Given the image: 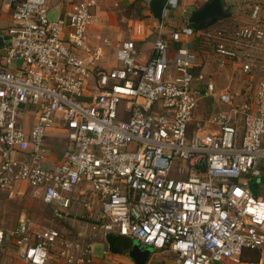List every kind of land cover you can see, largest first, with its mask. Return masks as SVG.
I'll list each match as a JSON object with an SVG mask.
<instances>
[{
	"label": "built area",
	"instance_id": "1",
	"mask_svg": "<svg viewBox=\"0 0 264 264\" xmlns=\"http://www.w3.org/2000/svg\"><path fill=\"white\" fill-rule=\"evenodd\" d=\"M1 1L12 26L0 39V191L39 193L52 223L66 222L74 207L91 215L88 190L101 208L68 235L54 224L37 230L24 215L0 228L15 264H88L95 241L109 235L175 264H264V200L251 191L264 182V0H225L232 18L168 31L181 0H165L160 22L145 3L149 21H129L112 67L100 66L107 40L88 37L101 0L62 2L55 20L50 0ZM150 38L142 62L137 44ZM199 52L242 88L216 90L197 69ZM202 98L225 109L194 120ZM57 126L68 144L60 162L46 144ZM245 250L259 259L243 263Z\"/></svg>",
	"mask_w": 264,
	"mask_h": 264
},
{
	"label": "rangeland",
	"instance_id": "2",
	"mask_svg": "<svg viewBox=\"0 0 264 264\" xmlns=\"http://www.w3.org/2000/svg\"><path fill=\"white\" fill-rule=\"evenodd\" d=\"M61 1L66 4L71 0L49 1V8L51 9L48 13L49 20H55L57 18L58 12L52 8L55 4L59 2L61 3ZM146 1L147 0H101L94 18V26L92 27L90 37L93 42H97L98 37L101 40H107V67L115 65L113 63V55L118 43L130 36L129 21L142 19L143 15H145L144 11H141V13L138 14L135 10H130V6L135 2L145 4ZM221 1L222 5H225V0ZM191 2L194 4L191 8H184L186 16H190L191 13L201 7L204 3H201L202 0H191ZM178 9H181L180 6ZM146 19H149V17ZM170 21L174 22L173 24L176 25V18H174V16L170 17ZM171 26L170 29H175L174 25ZM103 65H105V63H103ZM15 66L16 64H13L11 68L14 69ZM209 73L211 74L209 76L214 83L216 90H221L220 88L226 86L227 80L225 81V79L230 75L229 73L218 72L216 70V61L213 59L211 60ZM92 82V79H89V84ZM224 109V107L217 106L215 102H211V99L202 98L199 99L197 107L193 111V119L202 120L213 111ZM253 183L254 181L251 184ZM84 187V185L79 186L76 193L79 189ZM251 191L254 196L261 197L264 200V182L254 185L251 188ZM10 194L12 197H9ZM85 196L86 201L91 205V215H88L82 206L74 207L71 210L73 215L70 216V219L58 224L57 222L52 223L51 209L42 202L39 193L33 192L32 189H28L25 185H19L11 190V192L0 193V228L13 229L16 226L20 215L24 214V216L33 223L37 230L54 224L55 226H60V229L62 228V234L68 235L73 233V231H75L73 229H76L78 226L85 225L86 222H94L97 218V214L100 212L101 208L98 201V194L88 190ZM99 240L94 243L93 254L95 258L102 259V252L105 250V246L100 245L101 242ZM1 249L4 248L0 246V264H14V255L10 252L7 253V250L2 251ZM172 262L171 256L159 252H153L146 264H173Z\"/></svg>",
	"mask_w": 264,
	"mask_h": 264
},
{
	"label": "crops",
	"instance_id": "3",
	"mask_svg": "<svg viewBox=\"0 0 264 264\" xmlns=\"http://www.w3.org/2000/svg\"><path fill=\"white\" fill-rule=\"evenodd\" d=\"M71 1H77V0H71ZM71 1H69V2H71ZM206 1L202 0L201 3H203V2L205 3ZM61 3H62V1H61ZM191 3H192L191 0H181L180 1V4H181L180 8L182 9V11H181V9L180 10L178 9V11L175 12L174 18H176V25L173 24L174 22L168 20L167 28H166L167 31L169 30L170 27H172L171 25H174L175 28H178L181 25L187 23L189 15L186 16V14H185L186 11H185L184 8H186V9L191 8L194 5L193 3L192 4ZM59 4H60V2L55 4L54 6L59 5ZM98 7H99V5H98ZM98 7L94 11V18L96 16V12L98 10ZM183 10L185 12H183ZM234 12H235V7H230V9L227 11L228 15H230V18H232ZM150 16H151V14H150ZM226 19H228V18H226ZM226 19H223V20H226ZM223 20H220V21H223ZM148 21H149V19H148ZM245 21H246V18L241 13L238 16V22H240V24H241V23H244ZM11 26H12L11 12L7 8V6H5L2 3V1L0 0V39L2 37H5L6 31ZM93 26H94V23L90 27L89 32H88L89 42L92 45H97V44L101 43L102 40L98 37L97 38V42L91 41L90 34L92 33L91 30H92ZM152 42H153V38H150V39H148L147 41H145L143 43H138L137 44V47L140 50V55H139V60L140 61L144 62L147 59H149L150 51H151V48H152ZM177 46H178L177 44L174 45V47H177ZM104 51H105V56H104V59L101 61L100 66L107 67V60H108L107 59V56H108L107 48H105ZM212 59L215 60V58L211 54L202 53V52H199L198 57L196 59V63L199 66L197 69L199 71H201L205 75V77L208 78L209 80L211 79L210 76H209L211 74L209 72H210V64H211V60ZM103 63H105V65H103ZM113 63L116 65L115 53L113 55ZM228 73H229V75H231L230 72H228ZM226 80H227L226 86L229 84L230 87L235 88V89H241L242 88V84L241 83L240 84L236 83L234 81L232 82V79H231L230 76L229 77L227 76L225 81ZM248 83L244 86V89L250 88L254 84V81H249ZM225 87H223V88H225ZM223 88H220V89L222 90ZM26 121L28 123V126H31L32 123L34 122V117L31 114H28V115H26ZM46 144L49 146V155H50V157L52 159L56 160L57 162L62 161L64 153L68 149V144H67L63 129H61V127L57 126V127H54L53 129L50 130V132L48 133L47 143ZM28 189H30V188H28ZM2 192H11V190L10 191H8V190L7 191H0V193H2ZM9 197H12V195L10 194ZM23 215L24 214L20 215V217L23 216ZM3 229H6V228H3ZM99 241L101 242L100 245H104L105 246V250L102 252V255H103V253L105 251H107L108 254L107 255H103L102 259L95 258L94 254H92L91 261L88 264H134L128 258L127 254L121 255L119 253L118 254L112 253L110 251L109 242H108L107 238L105 240L100 239ZM93 246H94V244H93ZM1 250L2 251L7 250V253L10 252V253H12L14 255L15 246L14 245H11V246L9 245V247L7 249H1ZM154 252H158V251H154ZM159 253L167 254V253H164V252H159ZM167 255H169V254H167ZM241 259H242L243 263L250 262V261H257L259 259V253L256 252V251H247V250H245L242 253ZM172 261H173L172 263L175 264L174 260H173V257H172ZM14 264H15V261H14ZM58 264H64V263L62 261H60V262H58ZM219 264H233V263L228 262V261H224V262H221Z\"/></svg>",
	"mask_w": 264,
	"mask_h": 264
},
{
	"label": "water",
	"instance_id": "4",
	"mask_svg": "<svg viewBox=\"0 0 264 264\" xmlns=\"http://www.w3.org/2000/svg\"><path fill=\"white\" fill-rule=\"evenodd\" d=\"M164 3L165 0H148L146 2V7L152 18L158 22L161 21ZM228 16L221 0H207L201 7L190 14L187 23L196 30H202L214 25L220 20L228 18ZM260 182L259 179H256L251 184V188ZM116 238V236L112 235L107 236L110 251L114 254H118V250L113 246V241ZM153 252L154 250L152 248L141 246L136 240H132L131 248L126 254L134 264H146Z\"/></svg>",
	"mask_w": 264,
	"mask_h": 264
},
{
	"label": "trees",
	"instance_id": "5",
	"mask_svg": "<svg viewBox=\"0 0 264 264\" xmlns=\"http://www.w3.org/2000/svg\"><path fill=\"white\" fill-rule=\"evenodd\" d=\"M145 4H141L140 2H135L132 6H130V10H135L138 14L141 13V11L146 10ZM147 15L145 13V15H143L142 19L146 18ZM58 224H61V222L56 221ZM62 226V225H61ZM132 245V240L129 238H124V237H120L117 236V238L113 241V246L116 250H118V253L123 255L126 254L128 252V250H130Z\"/></svg>",
	"mask_w": 264,
	"mask_h": 264
}]
</instances>
